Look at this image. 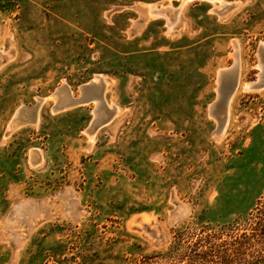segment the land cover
Segmentation results:
<instances>
[{
  "label": "rangeland",
  "instance_id": "obj_1",
  "mask_svg": "<svg viewBox=\"0 0 264 264\" xmlns=\"http://www.w3.org/2000/svg\"><path fill=\"white\" fill-rule=\"evenodd\" d=\"M222 1L237 5L0 0V264H200L261 231L264 88L242 87L261 72L264 0ZM236 57L217 136L209 106ZM90 82L103 118L119 107L92 139L94 102L54 95Z\"/></svg>",
  "mask_w": 264,
  "mask_h": 264
},
{
  "label": "bare ground",
  "instance_id": "obj_2",
  "mask_svg": "<svg viewBox=\"0 0 264 264\" xmlns=\"http://www.w3.org/2000/svg\"><path fill=\"white\" fill-rule=\"evenodd\" d=\"M207 1V0H206ZM208 1H215L217 2L219 5L218 6H214L216 9H214L216 12H218L219 14L221 15H224L226 13H228L230 10H232L233 8L236 7L237 4H229V3H224L222 0H208ZM188 2H191V0H180V6L179 8L177 9V13L180 14V12L182 11V9L184 8V6L188 3ZM168 6V5H166ZM164 10V8H163ZM163 10L162 11H159V10H155L154 9V6H151V5H147L146 7V12L148 13L149 16H156L158 14L160 15H164L163 13ZM168 10V9H167ZM175 10V9H174ZM172 10V11H174ZM211 10V9H210ZM218 10V11H217ZM159 11V12H158ZM169 11V10H168ZM162 12V13H160ZM167 12V11H165ZM171 12V11H170ZM232 13V12H231ZM230 13V14H231ZM168 14V13H167ZM211 14V13H210ZM229 14V13H228ZM220 16V15H219ZM165 17V16H164ZM178 17V16H177ZM222 17V16H221ZM167 18V16H166ZM162 19V18H161ZM222 19V18H221ZM167 20V19H166ZM181 21V20H180ZM170 23V22H169ZM173 23V22H172ZM171 29V28H170ZM172 30V29H171ZM170 32V31H168ZM259 50V49H258ZM260 57H261V60H262V67H261V72L259 73L258 75V79L255 80V81H250L248 83H245V85L242 87L245 91L249 92V91H252V90H259V89H262L264 88V43H261V46H260ZM5 55H3L4 57ZM7 58V57H6ZM8 59V58H7ZM235 59V58H234ZM239 62H238V59L236 57V61H235V64H233L232 66L230 67H227V68H224V69H220L217 73V77H216V83H217V87H216V93H217V97L216 99L210 104L209 106V115L211 116V118L213 117L216 121V124H217V127H216V131L214 133L218 134L217 136H219L224 128H225V125L227 123V120H228V114H229V104H230V101L233 97V94L235 92V89L237 87V79H238V69H239ZM260 66V65H259ZM103 80V77H95L92 81L94 82H99V83H104L102 80ZM95 86H97L96 84H94ZM104 85V84H103ZM221 87H223V90L224 92L227 94L228 93V98H227V101L226 102H219L217 103V101L221 98L220 97V92L222 89H220ZM67 90V89H66ZM86 92H88L89 94H87ZM83 91V88L81 90V96L78 97V98H69V94L66 93L65 90H59L57 92V94H54L55 95V98H57V105L59 103H61L62 105L64 104H68L72 99L74 100H79L80 103H84L85 101H82L83 98H86V97H90V99H92V102H94V108H93V118L90 122V126H89V129H90V133L88 134L90 136V139H92L93 135L95 134V132L101 128L102 126H105V124H108V122H110L111 120V117L113 116V114H116L117 111L119 110L117 107L115 106H111V105H107L108 106V110L111 112L110 113V116H108L107 118H103L102 117V110L103 108L101 107V104L102 105H105L104 104V101H103V96L101 94V92L97 93H94L90 90L88 91ZM86 94V96H83V94ZM47 99V98H46ZM88 104V103H87ZM56 106V104H55ZM59 106V105H58ZM72 106V105H71ZM61 107V106H60ZM106 108V106L104 107ZM25 109V108H23ZM38 109V108H37ZM28 110V109H27ZM39 110V109H38ZM22 111L19 110V112L16 113L15 118H17V115L20 114V112ZM37 112V111H36ZM35 113H33L34 115H37ZM27 114V112H26ZM21 115V114H20ZM13 119V120H14ZM12 120V121H13ZM33 120V119H32ZM15 121V120H14ZM18 125V124H17ZM10 126V125H9ZM225 131V130H224ZM88 136V138H89ZM221 136V135H220ZM215 137V135H214Z\"/></svg>",
  "mask_w": 264,
  "mask_h": 264
},
{
  "label": "trees",
  "instance_id": "obj_3",
  "mask_svg": "<svg viewBox=\"0 0 264 264\" xmlns=\"http://www.w3.org/2000/svg\"><path fill=\"white\" fill-rule=\"evenodd\" d=\"M247 251L248 264H264V227L258 233H253L250 239L237 241L229 249L203 252L197 258H200V264H240Z\"/></svg>",
  "mask_w": 264,
  "mask_h": 264
},
{
  "label": "water",
  "instance_id": "obj_4",
  "mask_svg": "<svg viewBox=\"0 0 264 264\" xmlns=\"http://www.w3.org/2000/svg\"><path fill=\"white\" fill-rule=\"evenodd\" d=\"M96 86L94 85V83L93 82H90V83H88V84H86V85H84L83 86V91H88L89 89L91 90V89H94ZM220 89H222L221 91H219L220 92V99L217 101V103H219V102H221V103H223V102H226L227 101V98H228V93L226 94L225 92H224V90H223V87H221ZM83 96H86V94L84 93L83 94ZM82 101H85V103H89V102H92V99H90V97H86V98H83V100ZM80 104H82V103H80V101L79 100H74V99H72L66 106H71V105H80ZM30 109V111L32 110V112L33 113H35L36 111H37V107H35V108H29ZM24 111H25V113L28 111L27 110V108H25V109H22V111L20 112V114L22 115L23 113H24ZM20 114L19 115H17V118L20 116ZM107 116V115H106ZM34 119H35V116H34Z\"/></svg>",
  "mask_w": 264,
  "mask_h": 264
},
{
  "label": "crops",
  "instance_id": "obj_5",
  "mask_svg": "<svg viewBox=\"0 0 264 264\" xmlns=\"http://www.w3.org/2000/svg\"><path fill=\"white\" fill-rule=\"evenodd\" d=\"M71 98H73V97H71ZM108 108V106H106V109Z\"/></svg>",
  "mask_w": 264,
  "mask_h": 264
}]
</instances>
